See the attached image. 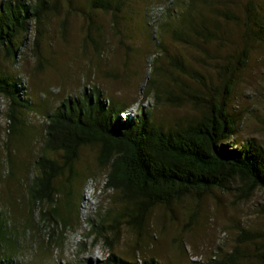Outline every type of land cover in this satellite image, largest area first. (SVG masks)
<instances>
[{
  "label": "trees",
  "instance_id": "obj_1",
  "mask_svg": "<svg viewBox=\"0 0 264 264\" xmlns=\"http://www.w3.org/2000/svg\"><path fill=\"white\" fill-rule=\"evenodd\" d=\"M66 1L70 10L91 18L96 13L118 16L124 3V0H88L89 11L86 13L77 11V0ZM60 2L37 0L35 5L26 0L3 2L0 8V57L16 64L20 52H25L27 47L25 40L32 22L41 27L50 14L59 13ZM199 3V0H191L181 28L174 29L173 36L180 43L196 45L205 51L202 45L214 41L222 43L225 37L220 34L221 27L212 22V17L202 11L205 8L199 7ZM202 3L208 7L214 5L207 0ZM246 9L245 47L214 65L217 84L179 58L169 61L179 73L172 78L173 88H167L164 83L162 77L167 72L164 67H158L156 76L147 82L146 99L153 95L156 105H191L194 115L164 125L158 123L153 112L145 106L141 105L135 114H131L128 113L131 106L107 99L100 88H84L80 94L70 95L47 110L45 130L38 143L41 148L34 155H29L28 150V157L16 153L20 145L15 146V143L25 144L24 150L34 147L35 137L28 134L31 131L40 135L42 130L23 115L26 111L32 114L38 110L31 104L29 88L22 78L6 73L0 63V100L8 102L6 159L1 162L5 169L2 170L0 165V190L3 188L7 193L3 200L0 195V264H22V257L18 256L21 239H31L27 233L30 228H39L40 222L50 232L46 239V250L50 253V245L53 246L56 240L54 226L67 227L72 218L64 211L61 199L67 200L71 196L73 183L81 174L84 149L92 148L96 152L97 164L106 172L103 189L113 191L116 194L114 202L123 206L108 226L105 216L100 220L89 219V232L96 235L94 246L103 238L111 253L100 261L87 259L84 264H166L153 257L130 261L117 255L113 250L123 226L145 235L156 208L169 209L188 197L201 201L215 190L232 191L244 201L251 200L258 190L264 191V146L254 137L238 141L236 137L243 119L232 106L237 77L250 58L252 47L249 42H264V24L259 21L252 4ZM154 11L149 17L156 25L165 11L153 19ZM209 12L212 15L214 9ZM223 15L241 24L234 14ZM41 35L42 31L38 32V36ZM192 38L202 40V45ZM90 39L98 48L99 42L92 35ZM38 43L39 40L36 45ZM159 47H162L161 43ZM207 57L216 59L209 54ZM88 168L89 173L81 184L80 201L84 199L89 182H96L97 178V174L93 177L94 169ZM13 203L28 207L31 217L26 222L15 221L12 211L7 208L2 211V206ZM37 211L39 222L34 220ZM262 211L264 213V205ZM108 231L112 232V239ZM37 243L33 246L38 250L41 247ZM37 250L36 254H39ZM186 264H264V232L241 229L230 251L220 248L207 260H192Z\"/></svg>",
  "mask_w": 264,
  "mask_h": 264
},
{
  "label": "rangeland",
  "instance_id": "obj_2",
  "mask_svg": "<svg viewBox=\"0 0 264 264\" xmlns=\"http://www.w3.org/2000/svg\"><path fill=\"white\" fill-rule=\"evenodd\" d=\"M7 1L0 0V8ZM26 1L31 5L37 3V0ZM87 1L77 0V11L88 13ZM199 2V7L205 8L202 11L221 27L220 34L225 37L224 42L214 41L209 45H202V40L192 38L205 48L206 53L196 45L189 46L176 41L173 36V30L181 28L191 0H175L173 5L168 0H124L118 16L96 13L94 18L70 10L67 1L61 0L59 13L50 14L41 27L32 22L26 35L27 47L25 52H20L18 62L14 64L2 55L0 57L6 73L22 78L29 88L31 104L38 110L32 114L26 111L23 118L26 117L42 130L40 135L30 131L28 135L35 137V144L33 148L24 147L27 151L23 149L25 144L16 142L15 146H21L16 153L23 157L31 153L34 155L41 148L38 143L45 130L47 110L53 109L70 95L80 94L84 88L89 90L98 87L107 99L124 103L128 107L145 106L153 112L154 119L164 125L194 115L195 110L191 105H156L153 95L146 99L145 89L149 78L156 76L158 67H164L167 70L162 77L164 83L167 88H173L172 78L179 73L169 61L179 58L189 68L200 71L210 82L217 84L214 65L222 62L224 57L241 52L245 47L243 24L247 22L246 7L249 4L253 5L259 21L264 24V0H207L210 4L214 3L211 7L207 4L205 7L202 0ZM160 7L164 8L165 14L154 25L149 15ZM211 8L214 9L212 15L209 12ZM223 13L234 14L241 24L225 18ZM40 31L42 35L38 36ZM91 35L99 42L98 48L91 42ZM249 44L252 47L250 58L237 77L232 102L233 110L243 119L236 138L241 142L254 137L264 146V42L251 41ZM207 54L216 59L208 58ZM183 80L188 82L185 77ZM7 111L8 102L0 100L1 168V162L6 159L4 143L7 139ZM32 130L37 131L35 128ZM80 162L81 174L73 183L70 198L61 199L64 211L72 216L68 226H54L56 240L53 246L50 245V253L46 250L49 229L45 230L43 222L39 223L37 229L30 228L27 234L32 238L21 239V253L18 256L22 257V264H84L87 259L100 261L111 253L103 238L94 246L96 235L89 232V219L100 220L105 216L108 226L123 206L114 202L116 194L113 191H104L106 172L99 168L96 152L92 148L82 151ZM86 164L94 169L93 177L97 174V178L96 182H89L86 189L84 184L85 196L80 201L81 184L89 173ZM2 189L0 195L3 200L7 193ZM13 204L2 206V211L7 208L12 211L15 221L26 222L31 217L28 207ZM263 205V190H258L249 201L241 200L232 191L222 190L213 191L201 201L188 197L169 209L156 208L145 235L124 225L113 251L130 261L145 257H153L166 264L204 261L215 255L220 248L222 251H230L241 229L264 232ZM35 214L34 220L39 222V212ZM107 234L113 238L112 232L108 231ZM34 242L42 249L37 250L33 246ZM36 250L39 254H36Z\"/></svg>",
  "mask_w": 264,
  "mask_h": 264
},
{
  "label": "built area",
  "instance_id": "obj_3",
  "mask_svg": "<svg viewBox=\"0 0 264 264\" xmlns=\"http://www.w3.org/2000/svg\"><path fill=\"white\" fill-rule=\"evenodd\" d=\"M174 1H175V0H169L168 3L171 4V5H173V4H174ZM163 10H164L163 7H160V8H158V9H156V10L153 12V16H152L153 19L157 18L159 12H162ZM129 113H131V114H135V113H136V109H133V110L129 111Z\"/></svg>",
  "mask_w": 264,
  "mask_h": 264
},
{
  "label": "clouds",
  "instance_id": "obj_4",
  "mask_svg": "<svg viewBox=\"0 0 264 264\" xmlns=\"http://www.w3.org/2000/svg\"><path fill=\"white\" fill-rule=\"evenodd\" d=\"M138 107H139V105L137 106V108L132 107V108L129 109V111H131V110H133V109H138ZM128 113H129V112H128Z\"/></svg>",
  "mask_w": 264,
  "mask_h": 264
},
{
  "label": "crops",
  "instance_id": "obj_5",
  "mask_svg": "<svg viewBox=\"0 0 264 264\" xmlns=\"http://www.w3.org/2000/svg\"><path fill=\"white\" fill-rule=\"evenodd\" d=\"M26 197V196H25ZM17 201H20L19 199Z\"/></svg>",
  "mask_w": 264,
  "mask_h": 264
}]
</instances>
